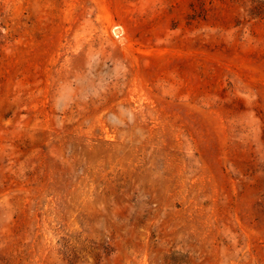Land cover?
Returning <instances> with one entry per match:
<instances>
[{
	"label": "rangeland",
	"instance_id": "1",
	"mask_svg": "<svg viewBox=\"0 0 264 264\" xmlns=\"http://www.w3.org/2000/svg\"><path fill=\"white\" fill-rule=\"evenodd\" d=\"M0 264H264V6L0 0Z\"/></svg>",
	"mask_w": 264,
	"mask_h": 264
},
{
	"label": "trees",
	"instance_id": "2",
	"mask_svg": "<svg viewBox=\"0 0 264 264\" xmlns=\"http://www.w3.org/2000/svg\"><path fill=\"white\" fill-rule=\"evenodd\" d=\"M252 1L259 6H264V0H252Z\"/></svg>",
	"mask_w": 264,
	"mask_h": 264
}]
</instances>
